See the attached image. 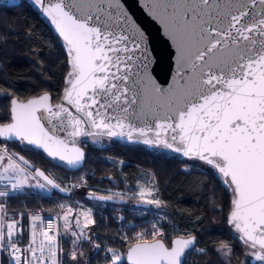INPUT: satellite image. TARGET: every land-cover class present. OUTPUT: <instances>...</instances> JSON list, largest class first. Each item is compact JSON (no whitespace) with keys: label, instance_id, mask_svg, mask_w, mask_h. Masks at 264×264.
I'll return each instance as SVG.
<instances>
[{"label":"snow or ice","instance_id":"obj_1","mask_svg":"<svg viewBox=\"0 0 264 264\" xmlns=\"http://www.w3.org/2000/svg\"><path fill=\"white\" fill-rule=\"evenodd\" d=\"M12 3L0 0V8ZM35 4L55 25L70 58L67 106L53 104L48 93L26 103L12 98L10 122L0 124V138L42 149L72 167L84 159L77 138L103 135L142 138L146 145L203 162L231 189L229 223L249 255L264 264V0H145L148 15L176 49L175 75L167 88L152 74L151 33L135 17L134 0ZM0 184V197L25 187L68 191L6 144H0ZM145 195L142 189L138 202L161 207V200ZM72 216L68 207L66 231ZM31 221L29 241L21 247L23 228L16 220L6 222L0 203V252L8 253V264H60L59 231L49 222L38 232L39 215ZM95 223L91 210L81 212L72 236L91 240L85 229ZM152 228V239L137 233L126 254L109 248L108 264H184L196 237L168 245L160 228ZM220 251L231 258L230 245L221 242ZM71 258L77 259L76 250Z\"/></svg>","mask_w":264,"mask_h":264},{"label":"trees","instance_id":"obj_2","mask_svg":"<svg viewBox=\"0 0 264 264\" xmlns=\"http://www.w3.org/2000/svg\"><path fill=\"white\" fill-rule=\"evenodd\" d=\"M70 70L60 37L35 8L24 2L0 11V124L10 120L12 98L25 101L49 93L53 102L59 101L67 87ZM0 144H6L10 152L23 155L32 166L44 170L62 187L71 190V200L95 208L96 223L91 240L82 242L76 260L71 258L72 238L60 236L61 264H106L109 248L126 254L136 242L137 233L145 232L146 238L152 239L154 224L166 239L196 237L198 246L188 254L184 264H229L217 251L221 242L232 249L231 264H240L244 259L243 247L240 240L235 239L228 220L232 209L231 189L225 187L215 172L199 163L131 145L116 144L107 151L83 145L87 151L85 166L78 172H71L27 146L5 141ZM148 175L156 181V197L163 202L162 209L149 213L150 223L136 218L117 224L107 209L93 206L81 194L82 189L99 192L108 187L107 178L113 179L110 187L129 192L141 177ZM83 182L86 185L81 184ZM62 198L56 193L48 197L34 191L11 197L6 202L15 213L53 215ZM96 243L101 247L96 248Z\"/></svg>","mask_w":264,"mask_h":264},{"label":"water","instance_id":"obj_3","mask_svg":"<svg viewBox=\"0 0 264 264\" xmlns=\"http://www.w3.org/2000/svg\"><path fill=\"white\" fill-rule=\"evenodd\" d=\"M53 2H54V0H53ZM27 3L29 5H31L33 8H35L40 13V16L43 19L49 21V23H50L55 35L59 36V33H58L57 29L55 28V25L51 22V19L44 14L42 8L39 5L35 4V0H28ZM20 4H21V0H13V3L10 4L9 7H16V6H19ZM144 4H145V0H134L133 7L135 9V17L137 18L138 22L141 23L142 27H144L148 32L151 33V39H152L151 55H152V61H153L152 65H151L152 74H153V76H155V78L157 79L158 83H161V85L163 87L167 88L168 85L172 82V76L175 75L176 49L173 46L171 40L165 35L164 30H163V26L158 21H156L155 19H153L151 16L148 15L147 8L144 7ZM60 39H61V42L63 44L64 50L66 52V46H65V44L63 42V38L60 37ZM69 65H70V58H69ZM165 81H167V82L165 83ZM67 87H69L68 84H67ZM64 92H65V90H64ZM64 92H63V96H64ZM41 95H43V94H41ZM41 95H38V96H35V97H31V98H29V99H27L25 101H20V100L19 101L21 103H26L28 100L33 99V98H38ZM63 96L61 97V99L59 101H56V102H53V98H52L51 102L53 104L65 103V105L67 106V102L63 100ZM51 97H52V95H51ZM10 105H11V103H10ZM9 122H10V120H9ZM45 126L48 127L47 124ZM60 135L62 136V138H66V134L65 133H60ZM89 137L90 136L78 137L77 138V146L80 147L81 150L84 152V159L76 167L69 166V165H67V164H65L63 162L58 161V160H53V158L49 157L47 155V153L44 150H42V149H37V148H34L32 146H27V147L33 149L34 151H37V152L41 153L43 156H45L48 160H50L53 164H55L57 166L63 167L64 169H66L68 171H71V172H78V171H80V170H82L84 168L85 163H86L87 151L83 147V145L90 144L89 141H88ZM111 138L113 140H115V141H118V142L126 145V146L134 145V144H141V145L147 146L146 147L147 150L153 151V150H156V148H159L160 152H162V153L165 152V153H168V154L174 155V156L176 155V156L180 157L181 160H183V161H188V159H189L187 157H184L181 153H177V152H175V151H173L171 149H166V148H163V147H156V146H152V145H146V144H144L142 142V138H140V139L134 138L132 141H129L126 137H111ZM0 141H5V142L11 143V144L12 143L20 144L18 141L17 142L8 141V140H5L4 138H0ZM70 146H71V144H70ZM19 155H21V154H19ZM189 160H191V159H189ZM29 164H30V162H29ZM32 167H34V166H32ZM38 169H40V168H38ZM40 170H42V169H40ZM62 188H64V187H62ZM51 191L53 193H56L60 197H64V198H70L72 196V194H73V192L71 190H69V189L66 192H61L59 189H51ZM98 196H101V195H95V197H98ZM95 197H93L92 194H88L86 196V198L88 200L96 201V202H104V203L115 204V205H124V204L127 203V201L125 199L113 198L111 200H99V199H97ZM136 206L137 207H141V208H150V205L145 204V203H140V202L137 203ZM231 211H232V209H231ZM229 217H230V215H229ZM238 234L240 236V233H238ZM176 239H178V238H176ZM196 245H197V240H196V244H195L194 248L196 247ZM192 250L193 249H189L188 252L192 251ZM188 252H186V254ZM186 254H185V257H186ZM185 257H184V261H185Z\"/></svg>","mask_w":264,"mask_h":264},{"label":"flooded vegetation","instance_id":"obj_4","mask_svg":"<svg viewBox=\"0 0 264 264\" xmlns=\"http://www.w3.org/2000/svg\"><path fill=\"white\" fill-rule=\"evenodd\" d=\"M24 2H28V0H21V3H24ZM4 9V8H0V11ZM100 137V138H98ZM88 141L89 143L91 144H86L84 146H91L90 148H93V147H96V149L98 150H101V151H107L108 149L110 148H113L114 145L118 144V145H122V146H126L120 142H114L113 139L111 137H108L106 135H103V136H90L88 138ZM14 144V143H12ZM17 144V143H15ZM22 147H25V145H21V144H18ZM23 156V155H22ZM26 158V157H25ZM27 159V158H26ZM107 185L108 187L102 189L101 191L99 192H95V191H88V192H85L83 189L81 191V194H83V196L86 198V196L88 194H93L95 193V195H104V196H114V198H119V199H125L127 201L126 204L124 205H115V204H108V203H104V202H96V201H91V200H87L89 201L90 204H92L93 206H98V205H106L108 207H105L103 208L104 210L107 209L108 211V215L111 217L112 220H115L117 222V224H122L124 222H126V220H129V219H136V218H139V219H143V222H146V223H150V219L151 218L149 216V213L152 212L153 209H156L153 205H150V208H141V207H137L136 204L139 203V198L136 197L134 194H129V195H126V196H118L116 194L113 193V191H116V189H114L113 187H110V185L113 183V179L111 178H107ZM122 197V198H121ZM69 200H71V197L68 198ZM122 217V219H121ZM124 219V220H123ZM231 229L233 232H236L234 227L231 226ZM235 235V239L237 238L238 239V236L236 233H234ZM164 242L168 245L171 244V242L176 239V238H181V237H175V238H172V239H166V236L163 235V237H161ZM183 238H187V237H183ZM239 241V239H238ZM239 244L243 247V250H244V259L239 261L240 264H260L259 261H257L254 257H252L251 255H249V252H250V249H247L243 243H240L239 241ZM198 246V243L196 245V247L192 250V251H189L187 254H186V257H185V261H186V258L188 256V254L190 252H193L196 250ZM220 248L221 246L217 247V251L220 253V256H222V252L220 251ZM222 258V257H221ZM184 261V263H185Z\"/></svg>","mask_w":264,"mask_h":264},{"label":"rangeland","instance_id":"obj_5","mask_svg":"<svg viewBox=\"0 0 264 264\" xmlns=\"http://www.w3.org/2000/svg\"><path fill=\"white\" fill-rule=\"evenodd\" d=\"M98 138H100V137H98ZM113 141L116 142L115 140H113ZM131 146L144 148V149H146V147H147V146L141 145V144H134ZM153 151L158 152V153H162L159 151V148H156V150H153ZM188 161H193L194 163H199V164L203 165V162H200V161H194V160H189V159H188ZM203 166L210 169V167L207 165H203ZM212 171H214V170H212ZM81 184L86 185L84 182ZM114 189H116V188H114ZM142 189H144L146 191L145 199H157V197H156V193L158 192L157 183L154 180V178L152 177V175L141 177V179L137 182L136 186L134 188H132V191L128 192V191L117 188L116 191H113V193L118 195V196H126L129 194H134L136 197L139 198V193ZM24 190H27L29 192L37 191V192H40L41 194L46 195V196L49 194L53 195L52 191L49 192L46 189L41 190V189H38L35 187H32V188L25 187ZM148 190H151V195H148ZM61 206H63V207H61ZM100 206L102 208L107 207L106 205H103V204H101ZM153 206L156 209H162V205H161V207H156L155 205H153ZM68 207H71L73 209V216L70 217V220L72 222V228L66 231L64 228L65 221L63 219V215H64V213ZM88 210H91L92 217L94 218L93 214L95 212V208L85 206V205L81 204L79 201L69 200L68 198H62L61 202L59 203V207L56 209V211L53 214L54 216H56L59 219V229H58V231H59V235H58L59 236V242H60V236L71 237L72 238V246H73L72 251L76 250L77 256L80 254V246H81L82 242L88 241V240L81 238L80 240L77 241L76 238L74 236H72L71 233H72V231H79V229L75 225V217L78 216L81 212L88 211ZM81 221H82V217H81ZM92 228H93V225H90L87 229H85L86 234L90 237H91ZM234 233H236L237 236H239L238 232H234ZM74 241H75V244L73 243ZM59 247H60V243H59ZM72 251H71V253H72ZM221 257L227 263H229V259H231V258L226 257L223 253H222ZM106 264H108V263H106ZM243 264H244V262H243Z\"/></svg>","mask_w":264,"mask_h":264},{"label":"built area","instance_id":"obj_6","mask_svg":"<svg viewBox=\"0 0 264 264\" xmlns=\"http://www.w3.org/2000/svg\"><path fill=\"white\" fill-rule=\"evenodd\" d=\"M6 183V182H5ZM3 188V184H0V189ZM30 192L27 190H21L19 192H10L8 197H0V203H3L5 206V220L6 222H11L12 220H16L19 222L18 226H22L23 235L19 237L21 247L25 246L29 241L30 230H31V217L32 215H39L42 218L41 221H37V231L39 232L40 227H45L49 222L53 224V231H57L59 229V219L54 215H46L42 212H28V213H15L12 212L7 204V199L11 197L27 195ZM51 197L52 195H47ZM23 214V215H21ZM51 234V233H50ZM39 239V236L37 237ZM57 240L59 243V236H57ZM10 257L7 252H0V264H8ZM58 259L60 261V252H58Z\"/></svg>","mask_w":264,"mask_h":264}]
</instances>
